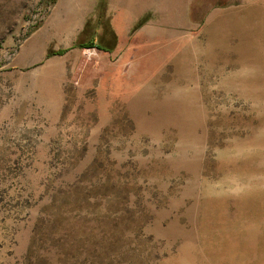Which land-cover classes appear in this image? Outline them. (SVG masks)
Returning <instances> with one entry per match:
<instances>
[{"label": "rangeland", "instance_id": "obj_1", "mask_svg": "<svg viewBox=\"0 0 264 264\" xmlns=\"http://www.w3.org/2000/svg\"><path fill=\"white\" fill-rule=\"evenodd\" d=\"M0 264H264V0H0Z\"/></svg>", "mask_w": 264, "mask_h": 264}, {"label": "trees", "instance_id": "obj_2", "mask_svg": "<svg viewBox=\"0 0 264 264\" xmlns=\"http://www.w3.org/2000/svg\"><path fill=\"white\" fill-rule=\"evenodd\" d=\"M53 3H54V0H48V6L52 5ZM104 28L105 29L102 32L100 39H101V41H104V37L108 36V40L106 41L105 45L102 46V44H101L100 46L103 47V49H105V50L106 49L113 50V47H115L117 44V36L109 24H106L104 26ZM83 33L85 34V31ZM91 45H93V41H89L88 43H86V42H83L82 39L77 41V43H76V47H79V48H85L88 46L92 47Z\"/></svg>", "mask_w": 264, "mask_h": 264}]
</instances>
